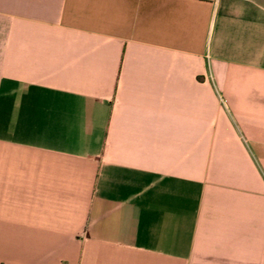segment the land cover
<instances>
[{"label": "crops", "instance_id": "crops-1", "mask_svg": "<svg viewBox=\"0 0 264 264\" xmlns=\"http://www.w3.org/2000/svg\"><path fill=\"white\" fill-rule=\"evenodd\" d=\"M0 264H264V0H0Z\"/></svg>", "mask_w": 264, "mask_h": 264}]
</instances>
